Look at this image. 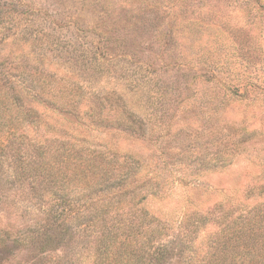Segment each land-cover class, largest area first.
<instances>
[{
	"label": "rangeland",
	"instance_id": "374dc122",
	"mask_svg": "<svg viewBox=\"0 0 264 264\" xmlns=\"http://www.w3.org/2000/svg\"><path fill=\"white\" fill-rule=\"evenodd\" d=\"M0 35L12 63L38 67L42 54L65 95L80 87L82 117L43 101L48 127L137 159L158 192L151 209L175 230L185 211L246 204L245 191L264 184V0H0ZM22 49L35 64L18 59ZM14 185L5 172L14 190L0 203L3 228L42 215ZM183 242L168 264L202 243ZM73 243H59L54 264L80 261ZM32 255L0 249V264Z\"/></svg>",
	"mask_w": 264,
	"mask_h": 264
},
{
	"label": "trees",
	"instance_id": "16d2710c",
	"mask_svg": "<svg viewBox=\"0 0 264 264\" xmlns=\"http://www.w3.org/2000/svg\"><path fill=\"white\" fill-rule=\"evenodd\" d=\"M7 39L0 35V44ZM27 50L16 56L35 64ZM11 57L0 53V203L8 204L14 190L3 187L6 172L42 215L0 227L1 251L18 246L34 252L25 264H54L52 253L67 239L74 242L71 251L75 242L79 246L76 264H168L176 250L173 242L184 240L190 247L200 240L195 256L183 258L185 264H264V184L245 191L246 204L185 211L183 225L175 230L151 209L149 199L158 192L153 181L142 180L137 159L110 155L43 120V101L81 118L80 87H71L74 97L65 95L42 54L38 67L14 64ZM132 124L129 129L144 134ZM255 193L259 199L249 200ZM66 262L74 264V259Z\"/></svg>",
	"mask_w": 264,
	"mask_h": 264
}]
</instances>
